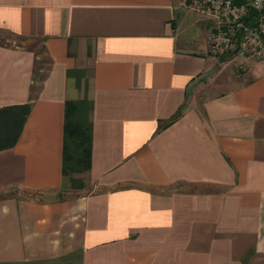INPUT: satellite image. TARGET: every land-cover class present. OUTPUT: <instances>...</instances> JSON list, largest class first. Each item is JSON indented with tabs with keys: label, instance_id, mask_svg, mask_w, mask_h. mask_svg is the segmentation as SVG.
<instances>
[{
	"label": "crops",
	"instance_id": "crops-1",
	"mask_svg": "<svg viewBox=\"0 0 264 264\" xmlns=\"http://www.w3.org/2000/svg\"><path fill=\"white\" fill-rule=\"evenodd\" d=\"M177 1L0 0V108L30 106L0 264H264V57L210 56ZM69 102L89 166L63 173Z\"/></svg>",
	"mask_w": 264,
	"mask_h": 264
},
{
	"label": "built area",
	"instance_id": "built-area-1",
	"mask_svg": "<svg viewBox=\"0 0 264 264\" xmlns=\"http://www.w3.org/2000/svg\"><path fill=\"white\" fill-rule=\"evenodd\" d=\"M178 7L209 22L212 57H264V0H178Z\"/></svg>",
	"mask_w": 264,
	"mask_h": 264
},
{
	"label": "trees",
	"instance_id": "trees-1",
	"mask_svg": "<svg viewBox=\"0 0 264 264\" xmlns=\"http://www.w3.org/2000/svg\"><path fill=\"white\" fill-rule=\"evenodd\" d=\"M87 108L85 102L66 104L63 123V173L68 161L76 162L81 169H87L89 166L90 126L85 119ZM29 109L28 104L0 108V151L14 146ZM178 113L176 112L171 120H174Z\"/></svg>",
	"mask_w": 264,
	"mask_h": 264
},
{
	"label": "rangeland",
	"instance_id": "rangeland-1",
	"mask_svg": "<svg viewBox=\"0 0 264 264\" xmlns=\"http://www.w3.org/2000/svg\"><path fill=\"white\" fill-rule=\"evenodd\" d=\"M228 68H229V67H228ZM228 68H227V69H228ZM237 71H238V69H237Z\"/></svg>",
	"mask_w": 264,
	"mask_h": 264
}]
</instances>
